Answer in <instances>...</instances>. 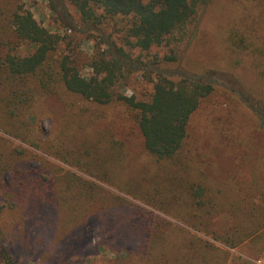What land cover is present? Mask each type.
I'll return each instance as SVG.
<instances>
[{"label":"trees","instance_id":"1","mask_svg":"<svg viewBox=\"0 0 264 264\" xmlns=\"http://www.w3.org/2000/svg\"><path fill=\"white\" fill-rule=\"evenodd\" d=\"M210 1L48 0V5L57 23L68 31L79 32L66 12L67 2L74 5L86 27L101 23V19L125 18L128 21L127 37L132 39V46L147 50L182 30L198 7L206 6ZM64 38L41 27L32 13L16 0H0V132L56 157L59 154L56 141L43 137L41 127L35 123V109L41 102L55 97L60 99L62 94L83 99L85 104H92L99 115L98 121L87 126L99 124L102 128L94 131L92 139L86 137V141L75 146L74 151L58 156L98 180L110 182L125 158L124 140L115 138L108 131L120 125V119L130 120L135 126L141 139L143 159L167 162L180 156L192 116L203 102L211 100L217 107L227 101L242 105L227 89L195 76L171 77L156 73L152 95L146 101L115 93L113 87L126 64L124 53L118 52L117 48L116 52L98 53L90 64L92 72L85 76L73 64L70 55L60 51ZM24 43L33 47V52L20 56L17 51ZM228 43L234 50L245 51L261 60L262 64L257 65L261 68L256 70L264 80V40L258 41L237 29H230ZM126 67L128 71H134L138 65L128 63ZM222 97L227 100L223 102ZM109 106L116 110L121 107L118 122L111 115L108 117ZM250 110L255 127L264 128V107H250ZM240 142L238 139L237 147H241ZM38 159L46 160L34 150L0 134V191L5 206L14 219L18 217V222L24 224L28 237L29 232H33V238L29 237L33 239L32 245L28 241L23 243L25 247L31 246L33 251L50 248L52 256L59 252L67 256L69 248L77 245H74L77 237L73 236V230L89 217H97L103 227L105 224L112 232L136 244V249L145 246L153 229L167 223L129 201L112 202L111 197L101 201L98 193L102 187L51 161L35 169L30 164ZM6 173L11 177L9 186L3 183ZM258 173L243 186V191L258 199L256 202L243 196L249 207L243 205L241 211L252 227L233 224L235 216L230 210L224 216L216 211L214 190L205 182L183 179L179 181L178 189L170 188L169 195L173 203H183L175 210L177 214L182 216L188 212L192 220H196L195 227L213 239L235 247L249 236L261 238L256 230L264 225V172ZM133 197L148 205L171 207L164 199H156L148 192ZM60 214L63 225L59 231L57 218ZM199 239L205 242V245L202 243L205 255L185 252L181 255L183 258H177L178 264H199L198 261L216 264V256L222 249ZM192 247L190 245L188 249ZM161 257L162 254H158L154 264H162ZM5 264L11 263L6 261Z\"/></svg>","mask_w":264,"mask_h":264},{"label":"rangeland","instance_id":"2","mask_svg":"<svg viewBox=\"0 0 264 264\" xmlns=\"http://www.w3.org/2000/svg\"><path fill=\"white\" fill-rule=\"evenodd\" d=\"M16 1L32 13L41 27L60 37L65 36L60 43V51L70 55L82 75L92 72L90 64L98 53L122 51L126 64L113 87L115 93L146 101L152 95L156 73L171 77L195 76L227 89L244 109L242 105L240 107L230 101L223 103L222 107L212 105L211 100L203 102L192 116L180 156L167 162L143 159L141 139L135 126L130 120L120 119V125L108 131L115 138L124 140L126 155L120 169L113 174L110 182H106L72 167L58 156L74 151L75 146L86 141V137L92 139L94 131L102 128L99 124L87 126L98 121L96 108L85 104L83 99L65 94L59 96L60 99L55 97L41 102L35 109V123L41 127L45 139L56 141L59 152L56 157L0 132L46 159L45 162L41 159L33 161L30 164L32 167L39 169L42 163L45 165L51 161L102 187L98 193L101 201H107L108 197L113 199L112 202L129 201L167 223L153 229L145 246L136 249V244L112 232L105 224L103 227L97 217H89L73 230V236L77 237L74 245H77L69 248L68 255L59 252L52 256L49 247L40 252L33 251L31 246H23L25 241L32 245L33 239L29 237L33 238V232H29L28 237L24 224L18 222V217L14 219L5 206L0 191V264L6 261L11 264H154L158 254H162V264H178L177 258H183L181 255L185 252L205 255L202 245L205 242L199 238L222 249L216 256V264H264V225L256 230L261 238L249 236L237 246L229 247L195 227L196 220L194 222L188 212L182 216L177 214L175 210L183 203H173L169 195L170 188L178 189L179 181L183 179L205 182L214 190L216 211L224 216L230 210L235 216L233 224L252 227L244 219L241 207H249L243 196L258 201L257 196L250 197L248 191H243V186L250 177L259 175L258 171L264 172V128L255 127L250 110V107H264V80L260 79L256 70L261 68L257 65L262 63L255 55L234 50L228 43V34L230 29H237L245 36L264 40V0H211L206 6L198 7L182 30L147 50L132 46V39L127 37L128 21L125 18L101 19V23L86 27L74 5L67 2L66 12L79 31L74 32L57 23L48 0ZM17 52L25 56L33 52V47L24 43ZM128 63H137V70L128 71ZM226 100L223 98V102ZM120 110L121 107L116 110L109 106L107 115L118 122ZM238 139L241 140V147L236 146ZM10 182V174L6 173L3 183L9 186ZM142 192L164 199L173 209L160 204L148 205L133 197ZM58 219L60 231L63 225L61 214L57 222ZM190 245L193 247L188 249ZM198 263L206 264L203 261Z\"/></svg>","mask_w":264,"mask_h":264}]
</instances>
